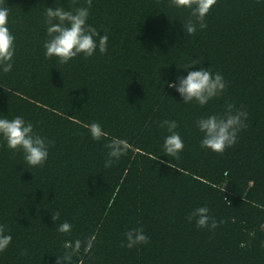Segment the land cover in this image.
Masks as SVG:
<instances>
[{
    "label": "trees",
    "instance_id": "1",
    "mask_svg": "<svg viewBox=\"0 0 264 264\" xmlns=\"http://www.w3.org/2000/svg\"><path fill=\"white\" fill-rule=\"evenodd\" d=\"M0 6L9 8L16 37L13 68L0 72V115L22 116L51 142L41 167L0 142V226L12 236L0 264H57L66 240L82 242L72 264H264V2L218 0L193 35L183 25L194 18L171 0ZM47 7H89L88 23L109 38L107 53L67 64L46 57ZM197 57L227 84L204 107L183 104L167 86ZM228 105L247 112L246 127L215 154L200 146L196 121L222 116ZM165 120L178 124L185 145L178 156L165 152ZM93 122L107 138H91ZM114 137L129 147L106 168ZM199 207L215 229L189 221ZM64 222L68 234L57 230ZM141 227L149 243L127 248L126 232Z\"/></svg>",
    "mask_w": 264,
    "mask_h": 264
},
{
    "label": "clouds",
    "instance_id": "2",
    "mask_svg": "<svg viewBox=\"0 0 264 264\" xmlns=\"http://www.w3.org/2000/svg\"><path fill=\"white\" fill-rule=\"evenodd\" d=\"M174 7L190 12L194 19L183 25L184 32L193 35L197 30L207 27L205 19L218 0H171ZM264 2V0H261ZM91 0H89V7ZM89 7H80L73 11H66L61 7H47L45 24L47 25L48 39L44 44L45 55L48 58H57L60 63L67 64L78 56L93 57L97 51L105 54L108 51V36L100 33L88 23ZM10 10L0 6V72L8 73L13 68V59L16 53V37L9 28ZM203 57L189 60L182 64L185 76L177 75L176 79L167 82V86L175 90L181 97L183 104L195 102L200 107L206 106L211 100L219 98L226 90L227 84L219 73H213L202 66ZM199 67V70L190 69ZM247 112L234 110L228 105L226 113L222 116L209 115L196 121V127L201 133L200 146L215 154H223L226 149L237 143L239 133L246 127ZM161 126H166L170 135L165 138L164 149L167 156H178L184 149V141L174 130L178 124L174 120H165ZM93 140L100 141L108 137L99 123L93 122L88 126ZM0 142L12 152H20L24 162L29 167H41L46 164L49 157L50 141L34 131L31 122L22 116L12 119L0 115ZM108 149L104 166L111 167L115 161L127 154L128 142L114 137L106 145ZM196 220L197 227L215 229L217 222L209 215L207 207L196 208L189 216V221ZM59 220V214L53 215V222ZM60 233L68 234L72 225L64 222L58 226ZM94 239V238H93ZM126 247L132 249L137 245L149 243V237L144 229H130L125 234ZM12 236L6 234L0 226V252L11 243ZM64 253L57 258V264H72L73 257L80 253L82 242L80 240H66ZM92 247V240L87 242L85 251Z\"/></svg>",
    "mask_w": 264,
    "mask_h": 264
}]
</instances>
